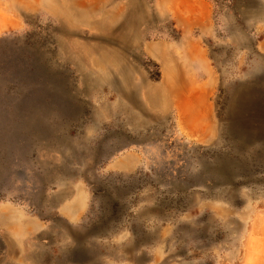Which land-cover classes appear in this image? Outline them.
<instances>
[{
	"label": "rangeland",
	"instance_id": "1",
	"mask_svg": "<svg viewBox=\"0 0 264 264\" xmlns=\"http://www.w3.org/2000/svg\"><path fill=\"white\" fill-rule=\"evenodd\" d=\"M205 1L178 26L0 0V203L46 225L31 264H264V0Z\"/></svg>",
	"mask_w": 264,
	"mask_h": 264
},
{
	"label": "crops",
	"instance_id": "2",
	"mask_svg": "<svg viewBox=\"0 0 264 264\" xmlns=\"http://www.w3.org/2000/svg\"><path fill=\"white\" fill-rule=\"evenodd\" d=\"M26 1L24 5L31 7L32 0ZM204 1L197 0L200 4L204 3ZM206 1L205 4L207 3ZM191 3L192 0H154V6L164 12L172 8V14L167 13V17H170L172 22L178 26L191 23V18L184 16L180 11H176L180 7L183 10L187 9L190 11ZM16 7L19 8L17 5ZM17 10L14 12H17ZM241 13L253 18L255 16L247 8ZM12 17H15V13ZM60 204L57 207L59 214L64 219H67V221H70L71 225H77L76 223L80 220L84 211L80 194H73L61 201ZM45 229L46 225L41 222L40 218L31 216L13 204L0 203V264H31V260H33L32 258L35 254L34 250H31L30 239L32 236H40L41 233H44ZM35 262L40 264L38 259Z\"/></svg>",
	"mask_w": 264,
	"mask_h": 264
},
{
	"label": "bare ground",
	"instance_id": "3",
	"mask_svg": "<svg viewBox=\"0 0 264 264\" xmlns=\"http://www.w3.org/2000/svg\"><path fill=\"white\" fill-rule=\"evenodd\" d=\"M151 51L156 52L157 50L152 48ZM157 53H158V52H157ZM259 92H260V91H259ZM261 95H262V94H261ZM258 97H259V96H258ZM258 97H257V98H258ZM261 99H262V98H261ZM236 101H238V100H236ZM239 101H240V100H239ZM255 101H256V100H255ZM259 102H260V101H259ZM236 104L239 106V102H237ZM242 104H243V103H242ZM243 106H244V105H243ZM243 106H242V109L244 108ZM245 109H246V108H245ZM247 110H248V111H247ZM234 112H235V111H234ZM242 112H244V111H242ZM246 112H247V114L251 113V111H250L249 109H246L245 113H246ZM256 113H260V112L257 110ZM236 115H237V114H236ZM238 117H239V116H238ZM199 118H200V117H199ZM236 123H237V122H236ZM243 125H244V124H243ZM238 127H239V126H238Z\"/></svg>",
	"mask_w": 264,
	"mask_h": 264
}]
</instances>
